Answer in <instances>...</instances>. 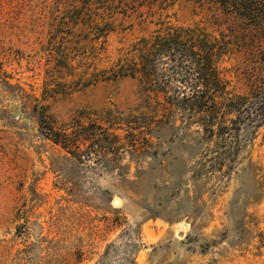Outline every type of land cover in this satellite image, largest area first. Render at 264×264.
Masks as SVG:
<instances>
[{
	"label": "rangeland",
	"instance_id": "374dc122",
	"mask_svg": "<svg viewBox=\"0 0 264 264\" xmlns=\"http://www.w3.org/2000/svg\"><path fill=\"white\" fill-rule=\"evenodd\" d=\"M86 3L0 0V264H264L258 34L212 0H102L109 27L70 25ZM160 21L240 39L218 65L241 103L227 137L106 79Z\"/></svg>",
	"mask_w": 264,
	"mask_h": 264
},
{
	"label": "trees",
	"instance_id": "16d2710c",
	"mask_svg": "<svg viewBox=\"0 0 264 264\" xmlns=\"http://www.w3.org/2000/svg\"><path fill=\"white\" fill-rule=\"evenodd\" d=\"M101 1L87 0L88 3L82 6L83 11L77 7L70 25H84L94 31H101L100 26L109 27L112 20H105L94 10L100 9L96 6ZM105 1L101 8L108 9L112 0ZM212 1L223 15L238 22L244 31L258 34V41L253 42L256 47L264 43V0ZM158 26L150 36L141 38L120 54L114 66L106 71V79H135L149 95H163L162 102L156 99L158 108L163 111L174 107L186 109L191 117L206 121L203 128L211 137L216 134L227 137L230 134L228 117L238 111L241 103L239 97L229 93L218 65L240 39L223 34L216 37L198 24L178 27L160 21ZM108 31L109 28L104 33ZM241 44L249 45L245 41ZM174 81L181 85L177 88L182 95L178 100L166 95ZM180 87L189 89L190 93L184 94Z\"/></svg>",
	"mask_w": 264,
	"mask_h": 264
},
{
	"label": "bare ground",
	"instance_id": "6f19581e",
	"mask_svg": "<svg viewBox=\"0 0 264 264\" xmlns=\"http://www.w3.org/2000/svg\"><path fill=\"white\" fill-rule=\"evenodd\" d=\"M114 204H116L115 201H114Z\"/></svg>",
	"mask_w": 264,
	"mask_h": 264
}]
</instances>
